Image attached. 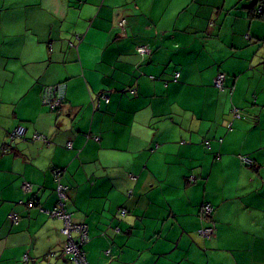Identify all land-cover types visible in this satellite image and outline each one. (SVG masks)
I'll return each instance as SVG.
<instances>
[{
	"label": "crops",
	"instance_id": "obj_1",
	"mask_svg": "<svg viewBox=\"0 0 264 264\" xmlns=\"http://www.w3.org/2000/svg\"><path fill=\"white\" fill-rule=\"evenodd\" d=\"M261 4L0 0V264H75L43 211L58 204L57 169L89 264H264ZM59 82L67 99L51 112L43 89Z\"/></svg>",
	"mask_w": 264,
	"mask_h": 264
},
{
	"label": "built area",
	"instance_id": "obj_2",
	"mask_svg": "<svg viewBox=\"0 0 264 264\" xmlns=\"http://www.w3.org/2000/svg\"><path fill=\"white\" fill-rule=\"evenodd\" d=\"M263 13V5H259L256 9L255 14L260 15ZM121 29L124 30L125 21H121L120 23ZM138 53L144 57L151 54V49L146 45H141L137 47ZM179 76V73L176 74ZM225 79L226 75L224 73H219L214 79V85L219 90L225 89ZM231 88V93H232ZM97 102L92 101L95 109H98L100 106V100L103 99L105 102H109V96L106 94H101ZM67 99V84L66 82H59L52 85H48L44 87L42 93V100L45 105H47L51 112H56L60 110L65 104ZM234 118H241V112L238 108H234L232 110ZM228 127L232 128V123L228 124ZM27 133V129L25 126L19 125L14 128L10 133L9 137L12 141L20 140L25 137ZM89 138V136H88ZM32 140L49 142V139L40 133H35L32 137ZM99 140V138H96ZM67 147L72 148V142L67 143ZM243 163L247 165H252V160L247 156L240 157ZM62 175L63 171L61 169H57L54 171V177L56 181V192L58 195V204L53 210H45L49 213L53 218H57L63 221V227L61 232L66 237V244L64 246L63 252L69 255L75 264H89L86 251L84 249L85 245L89 242V230L88 226L85 223H76L73 221L72 213H70L66 209V201H67V190L68 187L62 183ZM23 188L25 191H30L32 189V185L28 182L24 183ZM131 194V192L129 193ZM215 211V207L211 203H204L201 207L200 214L203 217H211ZM121 215L124 216L128 213L126 209H121ZM13 223L17 224L19 222V216L17 214L10 215ZM119 232V228L116 229ZM199 233L204 237H210L214 234V227L202 228L199 230ZM109 250L106 251L109 254ZM56 253H50L49 256L54 257ZM23 260L28 262L30 260L29 254H25Z\"/></svg>",
	"mask_w": 264,
	"mask_h": 264
},
{
	"label": "trees",
	"instance_id": "obj_3",
	"mask_svg": "<svg viewBox=\"0 0 264 264\" xmlns=\"http://www.w3.org/2000/svg\"><path fill=\"white\" fill-rule=\"evenodd\" d=\"M260 3H262L261 5H264V0H258ZM263 14V13H262ZM262 14H260V15H256V16H258V17H260V16H262ZM5 148H6V146H4Z\"/></svg>",
	"mask_w": 264,
	"mask_h": 264
},
{
	"label": "water",
	"instance_id": "obj_4",
	"mask_svg": "<svg viewBox=\"0 0 264 264\" xmlns=\"http://www.w3.org/2000/svg\"><path fill=\"white\" fill-rule=\"evenodd\" d=\"M29 251V250H28ZM28 251H27V253H28ZM30 256V255H29ZM31 258V257H30ZM31 260H32V263L34 264V262H35V260L33 259V258H31Z\"/></svg>",
	"mask_w": 264,
	"mask_h": 264
},
{
	"label": "rangeland",
	"instance_id": "obj_5",
	"mask_svg": "<svg viewBox=\"0 0 264 264\" xmlns=\"http://www.w3.org/2000/svg\"><path fill=\"white\" fill-rule=\"evenodd\" d=\"M240 110V109H239Z\"/></svg>",
	"mask_w": 264,
	"mask_h": 264
}]
</instances>
